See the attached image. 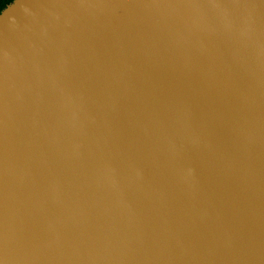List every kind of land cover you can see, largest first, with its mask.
Instances as JSON below:
<instances>
[{
	"label": "water",
	"instance_id": "water-1",
	"mask_svg": "<svg viewBox=\"0 0 264 264\" xmlns=\"http://www.w3.org/2000/svg\"><path fill=\"white\" fill-rule=\"evenodd\" d=\"M0 264H264V0L6 5Z\"/></svg>",
	"mask_w": 264,
	"mask_h": 264
},
{
	"label": "trees",
	"instance_id": "trees-1",
	"mask_svg": "<svg viewBox=\"0 0 264 264\" xmlns=\"http://www.w3.org/2000/svg\"><path fill=\"white\" fill-rule=\"evenodd\" d=\"M13 0H0V12L2 9L6 7L9 3H11Z\"/></svg>",
	"mask_w": 264,
	"mask_h": 264
}]
</instances>
